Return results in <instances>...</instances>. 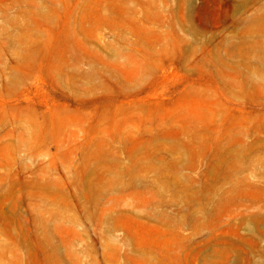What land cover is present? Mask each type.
Here are the masks:
<instances>
[{
	"label": "rangeland",
	"instance_id": "1",
	"mask_svg": "<svg viewBox=\"0 0 264 264\" xmlns=\"http://www.w3.org/2000/svg\"><path fill=\"white\" fill-rule=\"evenodd\" d=\"M0 264H264V0H0Z\"/></svg>",
	"mask_w": 264,
	"mask_h": 264
}]
</instances>
